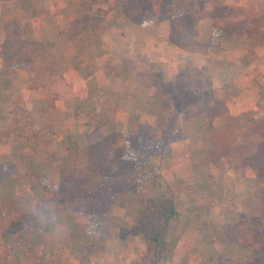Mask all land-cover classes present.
I'll list each match as a JSON object with an SVG mask.
<instances>
[{
    "label": "rangeland",
    "instance_id": "rangeland-1",
    "mask_svg": "<svg viewBox=\"0 0 264 264\" xmlns=\"http://www.w3.org/2000/svg\"><path fill=\"white\" fill-rule=\"evenodd\" d=\"M149 1L103 0L94 4L93 12L104 18L100 28L86 30L72 42L64 31L86 11L81 0H0V50L7 30L6 20L19 21L23 35L39 42L41 54L59 62L74 80L72 91L53 96L33 82L31 60L25 57L24 61L14 64L8 77H1L0 145L8 144L11 149L14 144L13 149L20 150L5 153L9 155L5 162L24 157L25 168L23 174L20 173L24 181L32 182L33 175L39 184L54 190L62 165L69 157L64 146L70 134H75L80 146L86 147L115 128L119 144H126L133 135H138L142 143L138 171L126 174L131 188L117 197L101 239L95 240L89 235L90 218L75 210V204L58 208L52 201L43 206L47 211L32 224L20 226L14 235L8 233L10 236L5 238L3 233L12 221L36 208L17 204L21 209L9 218L6 213L15 207L3 208L0 255L13 257V264H21L29 242L35 249L32 264H264V188L256 186L259 177L255 170L244 166L249 152L256 149L257 139L264 132V52L261 50L264 46L260 45L264 43V32H261L264 17L259 15L264 13V7L257 0L240 3L230 0L237 8L235 19L245 14L252 28L238 39L215 25L213 19L202 20V31L207 32V36L212 32L213 37L208 50L223 54L222 45L228 38L234 40L228 41L234 45L229 49L233 52L240 46L257 52L256 57L252 55L254 51L246 52L231 68L215 70L213 59L199 60L194 57L196 51L175 50L169 39L167 42L156 40L157 35L153 34L157 30L170 29L169 21L160 19L159 12L155 11L161 1H151L150 10L158 16L157 21L152 20L146 26L131 23L119 7L124 5L131 13L139 10L141 2ZM214 3V0H193L176 10L171 8L169 13L194 39L200 14L211 6L215 10ZM252 8L255 11L251 12ZM132 27L136 30L138 44ZM140 28L146 31L139 34L137 29ZM164 37H167L165 32L160 35ZM168 49L170 54L163 53ZM241 53L240 49L234 55L239 57ZM168 56L170 59L164 58ZM177 56L181 58V65L184 62L182 68L172 60ZM161 58L164 59L157 60ZM168 64L176 65L172 73ZM249 72L254 82L247 87L243 77ZM159 73L163 84L159 83L162 82L158 79ZM148 87L152 92H146ZM35 89L42 90V93L35 92L34 99L45 101L43 111L54 106L50 105L52 101L49 103L54 99L60 101L59 109H73L69 112L71 115L62 110L61 117L39 118L31 111L30 115L15 111L25 109L20 104L22 101L29 102L22 98L17 101V93ZM247 94L250 98L240 99V95ZM98 99L112 105L116 112L114 125L95 130L86 123L90 118L88 113L101 111L103 104ZM236 103L244 105V110L237 109ZM230 112L233 116L239 114L240 120L236 116L232 118ZM222 113L228 114L225 120H216ZM70 118H73L72 126L68 123ZM38 119L39 125L33 126ZM13 121L18 122L17 125ZM249 123H253L250 132L247 131ZM28 143H35V152L24 148ZM147 146L153 147L148 151ZM63 150L65 161L59 159L51 172L44 164L45 157L53 154L58 158ZM127 157L131 159V149ZM13 180L17 185L14 191L25 193L19 180ZM32 190L35 196H44L38 185ZM253 190L255 193L251 195ZM153 196H174L180 206L189 204L193 196L195 211L207 220V225L195 230L192 224L177 225L170 241L171 250L157 263L147 251L143 236L134 228L137 209Z\"/></svg>",
    "mask_w": 264,
    "mask_h": 264
},
{
    "label": "trees",
    "instance_id": "trees-1",
    "mask_svg": "<svg viewBox=\"0 0 264 264\" xmlns=\"http://www.w3.org/2000/svg\"><path fill=\"white\" fill-rule=\"evenodd\" d=\"M102 1L81 0L86 11L79 18H75L71 22L70 27L64 31V34L72 42H76L82 32L100 28L104 18L97 16L93 12V6ZM192 1L161 0V3L155 11L159 12L160 19L169 21L171 30L169 41L173 43L172 46L175 50L182 49L190 52L207 53L209 47L212 45L213 37H210L206 42H199L192 39L186 28L180 27L169 13L171 8L176 10V8L190 4ZM243 1L247 2L248 0H239L237 3ZM262 2L264 3V0ZM151 6L152 3L141 2L139 7L140 11L137 10L130 13L126 11L124 5H119L125 13V16L131 20V23L141 26L150 24L152 20L154 22L157 21L158 15L154 10H150ZM214 7L215 10H211L213 22L215 25L217 24L228 31V34L234 39L242 37L245 35L246 30L252 29L245 14H239V19H235L234 14H236L237 8L234 6V3L227 2L226 0H215ZM149 10L150 13L147 12ZM146 13H149V15ZM5 23L7 24V30L0 50V79L2 76L8 77L10 69L14 64L24 61L25 57L31 60L29 61L31 62L30 69L33 73L30 75L36 85L51 92L66 93L67 91H72L74 87L73 77L66 74L59 62L41 54V45L39 42L28 40L23 35L20 22L8 18ZM35 51L38 54H34ZM158 75L159 81H162L159 83L163 84L161 74L159 73ZM1 89L2 85L0 82V91ZM98 101L103 104L101 111H95L93 114L88 113L90 118L86 123L92 125L95 130L108 124L114 125L113 122L116 112V109L106 103L105 100L98 99ZM235 107L237 108V105ZM16 110L24 114H31L26 109L17 108ZM227 115L225 113L217 115L216 120L221 119L223 121ZM230 115L232 118L236 116V119L240 120L238 117L239 114L235 113L233 116L231 112ZM14 123L17 125L18 122ZM221 127L220 125L219 128ZM16 128L18 129L19 126ZM118 137L119 133L114 128L101 139L88 144L86 147H81L76 135L70 134L64 146L68 151L69 157L65 164L62 165L59 182L53 186L54 190L49 189L47 185L39 184L33 175L30 177L31 180L33 179L32 182L24 181V175H20L21 172L23 174L25 168L24 157H21L19 160L12 159L8 163L0 164V182L7 178L17 179L20 182V187L24 186L25 189V193L14 192L3 197V207L9 210L16 207L17 204H26L33 206L32 209L36 208L34 211L23 213L24 215L22 217L12 221L6 229V233H3V236L8 238L10 236L8 233L11 235L13 233L14 235L17 230L21 229L20 226L24 224L26 226L29 223L32 224L37 217L47 211L45 209L46 207L44 208L43 206L48 204L49 201H52L58 208L66 207L67 204H75V210L82 211L83 214L90 218L91 228L89 235H92L95 240L101 239L107 222L109 221L111 208L115 204L117 197L131 188L132 183L126 177V174H129L131 171L136 174L140 165L138 158L142 145L139 142L140 137L133 135L126 144L122 145L118 143ZM261 137L257 139V143L255 144L257 145L256 149L254 151L251 150V153L249 152L250 155L248 154L249 156H247L244 163V166L253 168L257 173L259 180H257L256 186L258 188H264V138ZM152 147L147 146V150L149 151ZM130 149L132 154L131 159L127 157ZM94 181H98V183ZM36 185L40 187V191L45 197L34 195L32 187ZM254 193L253 190L250 194L253 195ZM193 200V196H191L189 204L186 203L185 205V203H182V206H180L177 205L176 197L174 196L170 198L153 196L144 200L145 202L141 208L137 209L134 228L143 236L147 251L152 256L154 262H159L171 250L170 241L177 225L184 227V225L192 224L194 225L192 227L193 230L207 225V220L202 219L195 211V203ZM189 227L187 228L189 229ZM214 238L212 241L215 242ZM100 243L105 245L103 242ZM89 245L95 244L89 243ZM34 250L29 242V246L23 251L21 264H32L34 262ZM0 261L2 264L14 263L13 257H2V255H0Z\"/></svg>",
    "mask_w": 264,
    "mask_h": 264
},
{
    "label": "crops",
    "instance_id": "crops-1",
    "mask_svg": "<svg viewBox=\"0 0 264 264\" xmlns=\"http://www.w3.org/2000/svg\"><path fill=\"white\" fill-rule=\"evenodd\" d=\"M152 2H154V3H158L159 1H161V0H151ZM151 1H149L150 3H152ZM198 0H194V2H197ZM215 1V0H214ZM235 1H239V0H235ZM257 1H260L261 2V4L263 5V7H264V4L262 3V0H257ZM227 2H230V0H227ZM247 2H249V0L247 1ZM160 3V2H159ZM232 3H234V2H232ZM213 9V6H211L210 7V9L208 8H206V9H204L203 11H202V13L200 14V17L198 18V17H196V18H198V20L200 19V22H199V24H198V26L196 27V29L194 30V39H196V41H201V42H206V41H208L209 39H210V37H211V35H212V32H209V36H207V32H203L202 31V27H201V25H202V20L203 19H206V20H209V19H212V14H211V10ZM210 10V12L208 13V11ZM252 11H255L254 10V8H252L251 9V12ZM262 11H264V10H262ZM210 15V16H209ZM260 16H263L264 17V13H260L259 14ZM254 16H258V15H254ZM259 16V17H260ZM164 23H166V22H164ZM167 24V23H166ZM131 31L132 32H134V35H135V42L137 43L138 42V37H137V33H136V30H135V28L134 27H132L131 28ZM146 30L145 29H137V32L140 34V33H142V32H145ZM170 29H168V28H166L165 30H157L153 35H157L156 36V40L157 41H165V42H167V39H169V36H170ZM163 32H165V34L167 35V37H164V38H160V35H163ZM262 33L264 32V29H263V31H261ZM229 40H231V39H226L225 41H224V43H223V45H222V52H223V54L222 53H219L217 50H209V53H203V52H197L196 51V53H194V57L195 58H197V59H199V60H202V58L203 59H205V60H207L208 58L209 59H213L212 60V66L213 67H215V70H217L218 68H220L221 70H224V69H227V68H231V66H232V64L233 63H235V61H237L236 59H238V58H240V57H242L246 52L247 53H251L252 54V51H254V53L252 54V55H254L255 57H256V55H257V52L255 51L256 49H253L252 48V51H249L248 49H246V48H242L243 46H240V49H241V54H240V56L239 57H236L234 54L235 53H238L239 52V50L240 49H238V50H236V51H231L232 50V48L234 47V45L232 44V43H229L228 41ZM232 42L234 41L233 39L231 40ZM148 42V41H147ZM154 42V41H153ZM153 42H151L150 41V43H153ZM260 42V41H259ZM136 43H135V45H136ZM117 44H119V45H121L120 43H117ZM138 44V43H137ZM262 44H264V43H261L260 45L261 46H264V45H262ZM131 45H133V43H131L130 44V46ZM238 48V47H237ZM257 48H259V49H261L260 47H257ZM229 49H231V50H229ZM248 50V51H247ZM263 52H264V50L263 49H261ZM163 53H166V54H170V51H169V49H168V51H164ZM256 54V55H255ZM180 56V55H179ZM178 57V56H177ZM185 57V56H184ZM165 59H170V57L168 56V57H164ZM164 58H161V59H157V60H160V61H162ZM181 58L180 57H178V58H176V59H172V60H174L175 61V63H176V65H178V68H182V66L184 65V62L182 63V65H181V60H180ZM176 65H167V68H169L170 70H169V72H171L172 73V69L176 66ZM249 67V66H248ZM161 68V67H160ZM164 68V67H163ZM219 69V70H220ZM215 70H213V75L214 76H216V71ZM218 70V71H219ZM166 72V71H165ZM167 73V72H166ZM174 73V72H173ZM264 77V76H263ZM118 77H116L115 79H114V81L117 79ZM244 83L245 84H247V87H249L250 86V84H252L254 81H253V75H251V73L249 72L247 75H244ZM233 84H234V82H233ZM134 89H136V87H134ZM117 90H119V86L117 87ZM35 92H40V93H42V90L41 89H35V91H33V90H29V92H27V93H20V92H18L17 93V96H16V99H17V101H18V99L19 98H22V99H26V101L27 100H29V102H25V103H23V101H22V103H20L21 104V106H24L25 107V109H27L28 111H31V112H33L36 116H38L39 118H40V116H41V118L42 117H47V116H49V117H52V116H58V115H60V117L63 115V112L65 111L66 112V114H67V112H68V115H71L69 112H72V110L73 109H71V108H67V109H65V110H63V109H59L58 107L60 106V101H56V100H50V102L49 103H51V101H52V103L50 104V105H54L53 107L51 106L50 107V109L46 112V111H43V109H41L42 108V104L45 102L44 100H40L39 101V99H34V97L36 96V93ZM49 92H51V91H49ZM146 92H152V89L150 88V87H148L147 88V91ZM52 94H53V96H55L56 94L55 93H58V92H51ZM50 93V94H51ZM238 94H239V92H238ZM243 97H245V98H250V96L247 94V95H240V99H242ZM33 98V99H32ZM236 99V98H235ZM39 102V103H38ZM235 105H237V109L238 108H242V110H244V105H242V104H239V103H236ZM29 106V107H28ZM54 108V109H53ZM264 108V107H263ZM71 109V110H70ZM62 110H63V112H62ZM120 113V112H119ZM231 113V112H230ZM229 113V114H230ZM262 115L264 116V113H262ZM46 120H48V118H46ZM39 123H40V119H38V121H36L34 124H33V126H38L39 125ZM68 123H70V126H72L73 125V118H70L69 120H68ZM262 123H264V121H262ZM251 124H253V123H249L248 124V126H247V131L248 132H250L251 131V129L253 128H251V129H249L250 128V125ZM22 128V127H21ZM222 128V127H221ZM221 128H219V129H221ZM263 131H264V129H263ZM263 135H264V132L262 133ZM260 135V136H263V135ZM14 144H12L11 145V149H10V146L8 145V144H1L0 145V148H1V151L0 152H2V153H4V154H1L0 153V163L2 162V163H6L5 161L7 160V158H8V156L9 155H5V153H16L17 151H19L20 152V150H16V147H15V150L13 149L14 148ZM24 146V148H30L31 150H29V152H35L34 151V149H37V147H36V145H35V143H31V144H26V145H23ZM24 152H27V151H24ZM65 151L63 150V152H61V155H59L58 156V158H55V156L53 155V154H49V155H47L46 157H45V159H44V164L45 165H48L49 166V168H50V170H51V172H52V169H53V167H55L56 166V162H59V159L61 160V161H65ZM10 156H12V155H10ZM43 159V158H42ZM28 164V166H27V168L30 166L29 165V163H27ZM26 164V165H27ZM38 165V164H37ZM36 165V166H37ZM54 171H55V169H54ZM54 171H53V174H52V176H54L55 175V173H54ZM45 174H48V173H45ZM45 174H43V175H45ZM49 175V174H48ZM39 177H41V173L39 174ZM14 190H17V185L14 183V180L12 179V178H8V179H5V180H3V181H1L0 182V220L2 221L3 219H4V214L2 213L3 212V204H2V199H3V197H5V195L6 194H8V193H12V192H15ZM20 206H16L12 211H8L6 214L8 215V218L9 217H11V215L14 213V211H16V210H18V209H21V208H19ZM5 210V209H4ZM24 211H25V209H23ZM15 214V213H14ZM4 216V217H3ZM7 217V216H6ZM1 224V223H0ZM238 253L239 254H241V255H245V254H243V252L242 251H238ZM212 256H210V258H211Z\"/></svg>",
    "mask_w": 264,
    "mask_h": 264
}]
</instances>
